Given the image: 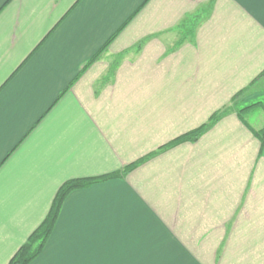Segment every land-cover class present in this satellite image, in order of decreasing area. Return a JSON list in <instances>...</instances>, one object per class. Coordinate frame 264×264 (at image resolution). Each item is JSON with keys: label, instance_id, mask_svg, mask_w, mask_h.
Returning <instances> with one entry per match:
<instances>
[{"label": "crops", "instance_id": "1", "mask_svg": "<svg viewBox=\"0 0 264 264\" xmlns=\"http://www.w3.org/2000/svg\"><path fill=\"white\" fill-rule=\"evenodd\" d=\"M263 70L264 0H0V264L138 161L29 264H264Z\"/></svg>", "mask_w": 264, "mask_h": 264}, {"label": "trees", "instance_id": "2", "mask_svg": "<svg viewBox=\"0 0 264 264\" xmlns=\"http://www.w3.org/2000/svg\"><path fill=\"white\" fill-rule=\"evenodd\" d=\"M263 77H264V70L258 75L257 78H255V80L252 81V83L249 86L255 85L256 82H258V80H260ZM246 90L247 88H244L238 93H236L232 98V101H235L238 97L243 95L246 92ZM258 105H253V104L249 105L243 109H239L238 113L240 114V112H243L246 109L248 110L249 108ZM260 105L263 107L262 104ZM225 111L226 109L223 111L216 112L211 116L208 123L178 137L176 140L172 142V144H176L184 141H195L203 132L209 129L221 116H223ZM240 117L242 118L241 115ZM254 133L261 142V145L264 146V127ZM138 163L139 161L131 165H128L122 171L113 172L110 174L102 175L100 177L70 179L65 181L63 184H61L53 198V201L50 205V208L45 218L32 231V233L28 236L26 241L18 248V250L10 258L8 264H29L39 256L45 243L47 242L49 235L53 230L61 205L65 200V198L69 195V193L78 189L86 188L95 183H101L113 178H118L120 176H123L125 175V173H127L135 166H137Z\"/></svg>", "mask_w": 264, "mask_h": 264}, {"label": "rangeland", "instance_id": "3", "mask_svg": "<svg viewBox=\"0 0 264 264\" xmlns=\"http://www.w3.org/2000/svg\"><path fill=\"white\" fill-rule=\"evenodd\" d=\"M261 85L262 84H260L259 86L261 87ZM262 87H263L262 89H264V85ZM250 103H251L250 105H252V104L253 105H258L259 104L258 106H253V107L249 108V109H255L254 114H253V117H254V115H259L260 114V115H262V117H261L262 120H264V94H262V95L256 94L254 96V98H252L250 100ZM246 104L247 103H245V105ZM260 104H262L263 107ZM246 111H247V109L245 111H243L242 113H244L245 114V117H247V119H249V114L246 115ZM254 120H255V122H257V119H255V117H254Z\"/></svg>", "mask_w": 264, "mask_h": 264}]
</instances>
